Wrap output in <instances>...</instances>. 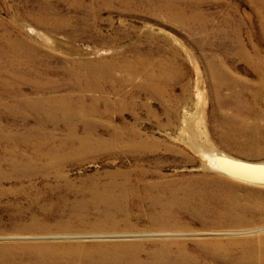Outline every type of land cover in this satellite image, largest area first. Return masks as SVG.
Here are the masks:
<instances>
[{"label": "rangeland", "instance_id": "1", "mask_svg": "<svg viewBox=\"0 0 264 264\" xmlns=\"http://www.w3.org/2000/svg\"><path fill=\"white\" fill-rule=\"evenodd\" d=\"M255 1L0 0V247L24 254L19 264L254 263L236 243L264 238V186L219 174L212 155L264 161V0ZM18 41L35 47L19 61L5 46ZM106 64L113 79L101 82ZM213 69L224 73L219 87ZM70 96L95 109L73 131L56 107ZM158 183L186 188L166 197L205 220L176 210L178 230L154 226L160 211L147 200ZM239 200L254 208L252 225L217 228ZM218 244L234 252L203 249ZM162 245L190 257H149ZM77 246L87 250L71 261Z\"/></svg>", "mask_w": 264, "mask_h": 264}, {"label": "bare ground", "instance_id": "2", "mask_svg": "<svg viewBox=\"0 0 264 264\" xmlns=\"http://www.w3.org/2000/svg\"><path fill=\"white\" fill-rule=\"evenodd\" d=\"M251 3H254V0H250ZM257 3H260V1L258 2L257 0L255 1ZM255 5V4H254ZM260 6V9H259V13L260 14H264V3L261 5V4H258ZM256 9V8H254ZM256 11V10H255ZM258 11H256L257 13ZM257 15V14H256ZM240 29V28H239ZM30 33L33 32L32 30H29ZM34 34V32H33ZM38 35V34H37ZM42 37V36H41ZM49 40V39H48ZM234 40L238 43V46L241 47V54H242V58L244 59V61H246L247 63H251V58L248 54V52L245 50V48H243V44H242V41H241V38H240V35L238 34V36H234ZM44 41L45 38H44ZM50 41V40H49ZM5 46L8 47V49H10V54L14 55L15 54V60L19 61L17 59V56H19V54L21 55V53L23 52H26L27 49H29L30 46H32L30 43L26 42V41H18V42H5ZM258 46V45H257ZM20 48L22 51H20ZM35 47H30L31 50H34ZM23 49H25V51H23ZM254 53L255 54H258V49H254ZM5 54H8V51L6 50V53ZM9 59V58H8ZM14 59V58H13ZM14 60V61H15ZM8 61V60H7ZM9 61H12L11 59H9ZM22 61V60H21ZM20 61V62H21ZM19 62V63H20ZM92 68L95 67V65H90ZM252 67V66H251ZM221 70L223 71L224 69L222 67H220ZM101 69V70H100ZM96 70V69H95ZM257 70V69H255ZM254 70V72H256ZM261 70V69H260ZM259 69L257 70V75L259 76V78L261 79L260 81V85H263L264 84V76H262V70L261 72ZM264 70V69H263ZM264 72V71H263ZM96 73L100 74V76L98 77V79L102 82H106L105 79H108V81L112 80L113 79V73H112V67L111 66H108L107 64L106 65H103L102 67H98ZM212 74H213V77H211L212 79L214 78V80H216L217 84L216 83H213L214 86L216 85L217 87H219V85L222 83V80L224 78V73L223 72H220L218 71L217 69H213L212 70ZM264 74V73H263ZM227 77V76H225ZM98 80V81H99ZM225 80H228L227 78ZM101 82L98 84H101ZM225 81H223L224 83ZM230 84V82L228 83ZM225 85V83H224ZM259 85V86H260ZM147 86V85H146ZM145 86V87H146ZM222 87H223V84H222ZM221 88V86H220ZM104 88L102 86V92H103ZM261 93V94H259ZM258 94L259 95H262L264 93V86L262 87V89L260 90ZM201 94V93H199ZM234 94V93H233ZM237 95V94H236ZM240 95V94H238ZM237 95V96H238ZM73 97V96H72ZM75 100V101H74ZM71 98V96L69 98L66 99V103H64V105L60 106V105H57L56 104V107H57V111L61 110L62 111V114L63 115H69L71 118H72V122L73 124L70 125V131H73L74 128H75V124L76 122H73L75 119L76 120H79V121H82L83 123L84 122H87L90 118L88 117V114L92 113L93 111H95V109H91V110H86L84 107H81V106H76V99ZM80 100V99H79ZM78 100V101H79ZM63 101V100H62ZM77 101V102H78ZM83 102V101H82ZM38 103L41 104V102L38 101ZM97 103V102H96ZM39 104V105H40ZM79 104V103H78ZM82 104V103H81ZM105 104H109V102H105ZM38 105V106H39ZM79 113H81L82 115L79 117ZM70 118V119H71ZM80 118V119H78ZM69 119V120H70ZM200 121V120H199ZM70 122V121H69ZM81 122V123H82ZM184 124L185 125H190L189 122L187 121V119L185 118L183 120ZM201 122V121H200ZM87 123H90V122H87ZM86 123V124H87ZM85 124V123H84ZM88 127V125L86 126ZM91 137V136H90ZM115 137H120L121 139V134H116ZM114 137V140L116 139ZM71 142H74L75 140H72L70 139ZM97 144H103V140L100 138L98 140H96ZM79 142H83V143H89V140L87 139H81L79 140ZM192 142V141H191ZM189 143V142H188ZM194 144V143H193ZM192 144V147L199 153H201L202 151H200L201 149L199 147H197V145L194 147V145ZM199 146V145H198ZM193 150V149H192ZM215 152V151H214ZM204 155H207V154H203L202 153V156ZM211 155V154H210ZM213 156V155H212ZM208 158V157H207ZM207 166V165H206ZM209 166V165H208ZM213 169L216 171L215 167L213 166ZM217 172V171H216ZM154 183V182H153ZM173 183V182H172ZM156 184L154 185V187H156L155 190H157V193H160L159 195H154L152 199L150 200H147L148 203H150V208L151 209H156L158 211H160V214L157 216V219L158 221L155 223L154 226H157L158 225V228H165L166 230H178L181 225L178 223L177 220H172L171 219V214L178 210L179 213L181 212H185L186 213H190V214H193V215H196V216H200L202 214V212H199V211H196L199 209V207L197 206H191V207H188L184 202L182 203H177L178 199L176 200V202L174 203V201L172 200L176 194H178V191L180 190H184V193H187V190L186 188L184 187H179L178 185H172V187L170 188L169 186L167 185H164V184ZM113 186V185H112ZM112 186H110L111 188H113ZM224 188H226L227 190H229L232 195L233 194V190L237 187L238 188V185H233V184H223ZM146 188V187H145ZM108 190H105L104 192H107ZM237 191V189H236ZM93 192V191H92ZM113 192V191H112ZM235 192V191H234ZM248 192V195H250V193H252L251 191L247 190ZM140 193V192H139ZM149 193V192H148ZM168 193H171L172 194V199L166 197V194ZM99 195V194H98ZM149 196H151L150 194H148ZM145 197V196H144ZM91 201L92 202H89L88 201V204L91 203L93 205V207H95L96 205V201L94 199V194H92V197H91ZM99 198H100V201L102 202V204L105 205V207L107 206V196L106 194H102L101 196L99 195ZM251 198V197H250ZM247 199V198H246ZM249 199V198H248ZM92 207V208H93ZM225 208H228L231 210V212L228 214V216L224 219H226V223L223 221V225L219 224L218 226H216L217 228H225V229H230V230H233V231H240L241 228H242V225L243 226H246V225H252V223L255 221L254 219H252V217H250V219H248V214L249 215H252L254 214V208L252 210H250V208L244 204V202L242 201H231V205L230 206H226ZM88 209V208H87ZM261 207H259L257 209V211H261ZM107 213V211H105ZM103 214V213H102ZM179 215V214H178ZM247 215V216H246ZM153 216V214H152ZM198 216V217H199ZM202 216V215H201ZM200 216V217H201ZM201 218H204V217H201ZM233 220H230L232 219ZM205 220V218L203 219ZM202 220V221H203ZM204 223L206 221H203ZM202 222V223H203ZM210 222V221H209ZM212 223V222H211ZM208 225L210 223H207ZM206 223L204 225L208 226ZM203 225V224H202ZM213 225V224H212ZM211 227H214L212 226ZM229 232H232V231H229ZM235 243V242H234ZM237 245H241L242 247H238L236 248V250L240 253H249V254H252L251 257H256V259L254 260V263L252 262H249V264H264V238L260 239V240H257L256 241H250V242H239V243H236ZM70 247H74V246H71L69 245ZM77 250H73V248H70V251L71 253L68 254V255H72V259H75V256H76V253H81L83 251H86L87 249L84 248L83 246H77L75 247ZM254 248V249H252ZM203 249L204 251L206 252H209L211 253L212 255H219L221 257H228L230 254H232L234 252V249H233V244H232V248L231 246H226V245H221V244H218L217 246H210V245H204L203 246ZM80 250V252H78ZM100 253V252H99ZM19 254V253H18ZM16 253H13L11 252L10 250H8L7 248H2L0 247V264H16V262L19 264V258L17 257H24V254L23 255H18ZM100 254H103V253H100ZM91 257V253L89 255ZM31 257V256H30ZM34 257V256H32ZM36 257V256H35ZM70 257V256H69ZM149 257H190L188 255V253L185 251V249L183 250H178L177 252H172L170 250V247L169 245H162V248H158L156 250H154L150 255ZM71 258V257H70ZM196 260V258L194 257H191V261L189 263H194ZM36 263V262H35ZM78 263V262H77ZM173 263V262H172ZM97 264H114L113 261H110V260H107V261H104V262H97Z\"/></svg>", "mask_w": 264, "mask_h": 264}, {"label": "water", "instance_id": "3", "mask_svg": "<svg viewBox=\"0 0 264 264\" xmlns=\"http://www.w3.org/2000/svg\"><path fill=\"white\" fill-rule=\"evenodd\" d=\"M212 161L216 171L221 175L244 183L264 186V161H244L218 152H214Z\"/></svg>", "mask_w": 264, "mask_h": 264}]
</instances>
